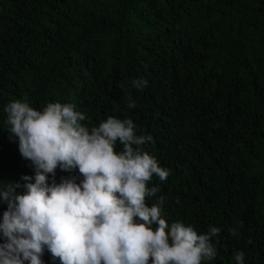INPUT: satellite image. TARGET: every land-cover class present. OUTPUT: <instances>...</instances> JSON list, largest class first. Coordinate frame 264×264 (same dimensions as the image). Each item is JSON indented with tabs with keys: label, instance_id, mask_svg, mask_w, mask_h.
<instances>
[{
	"label": "trees",
	"instance_id": "trees-1",
	"mask_svg": "<svg viewBox=\"0 0 264 264\" xmlns=\"http://www.w3.org/2000/svg\"><path fill=\"white\" fill-rule=\"evenodd\" d=\"M25 96L40 111L73 104L89 128L131 119L169 170L148 206L163 196L169 227L222 230L202 264H237L240 251L264 264V0H0V188L35 176L5 122ZM42 260L60 264L47 249Z\"/></svg>",
	"mask_w": 264,
	"mask_h": 264
},
{
	"label": "clouds",
	"instance_id": "clouds-1",
	"mask_svg": "<svg viewBox=\"0 0 264 264\" xmlns=\"http://www.w3.org/2000/svg\"><path fill=\"white\" fill-rule=\"evenodd\" d=\"M146 85L143 79L132 81L138 90ZM127 107L135 108V101L129 98ZM5 112L35 176L0 188V203L7 205L0 222V264H44L45 249L60 264H202L216 257L211 241L219 227L206 234L183 222L169 227L162 218L165 197L146 203L160 191L149 187L153 176L166 181L169 170L144 150L153 137L138 135L131 119L109 117L89 128L73 104L48 103L40 111L26 96L11 101ZM58 167L78 170L83 179L61 177L56 183ZM21 187L25 191L17 193ZM229 233L238 235L237 229ZM234 260L244 264L245 253H235Z\"/></svg>",
	"mask_w": 264,
	"mask_h": 264
}]
</instances>
